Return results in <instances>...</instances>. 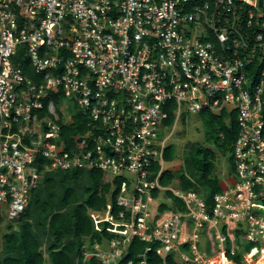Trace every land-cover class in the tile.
I'll use <instances>...</instances> for the list:
<instances>
[{
    "label": "built area",
    "instance_id": "2783aa9c",
    "mask_svg": "<svg viewBox=\"0 0 264 264\" xmlns=\"http://www.w3.org/2000/svg\"><path fill=\"white\" fill-rule=\"evenodd\" d=\"M71 105L88 130L69 147ZM203 111L236 114L239 130L211 205L160 183L170 131ZM45 170L99 171L112 190L122 180L117 213L111 201L89 212L113 237L86 241L75 264H148L149 247L123 263L136 239L163 264H264V0H0L1 218L21 217Z\"/></svg>",
    "mask_w": 264,
    "mask_h": 264
},
{
    "label": "trees",
    "instance_id": "16d2710c",
    "mask_svg": "<svg viewBox=\"0 0 264 264\" xmlns=\"http://www.w3.org/2000/svg\"><path fill=\"white\" fill-rule=\"evenodd\" d=\"M15 62L21 64L24 74L29 79L41 82L42 77L35 73L29 61L24 60L23 52L19 53ZM52 98L58 109L65 103L61 94L52 96ZM48 102L49 100L46 101ZM174 107L175 105L171 103L165 111V126L168 128H173L175 124ZM69 108L74 112L73 124L63 125L62 139L71 147L73 136L85 134L88 130V121L87 116L77 107L71 105ZM198 117L208 128L209 137L206 141L215 146L223 155H230L239 133L236 114L228 117L226 112L216 115L203 111ZM226 120H230L229 125L226 124ZM176 157V146H169L165 151V162L171 164ZM182 159L184 168L177 173L166 170L161 178V185L167 187L178 182L184 190L195 191L203 195L211 205L213 196L221 190V180L216 175V152L202 143H196L189 146ZM229 160L231 163V156ZM37 162L43 170L42 165L46 164L47 160L39 156ZM113 185L118 188L109 199L112 184L105 183L104 175L99 171H42V181L33 191L29 207L21 215L20 221H15L18 226L8 225L2 236L0 264H46L47 262L49 264H75L87 239L98 242L111 239L113 236L107 233L95 232L89 212H101L111 201L117 213L116 199L122 186V180H116ZM157 196L158 193H154V197ZM175 203L181 204L177 199ZM159 209L165 212L169 207L164 204ZM4 222L5 220L0 217V227ZM148 247L150 248L146 256L148 264H163V260L156 255L157 246L149 245L139 239L131 244L123 263L142 261L141 256ZM234 262L240 264L241 257H236ZM95 263L93 261V264ZM167 263L175 264L172 257Z\"/></svg>",
    "mask_w": 264,
    "mask_h": 264
},
{
    "label": "rangeland",
    "instance_id": "374dc122",
    "mask_svg": "<svg viewBox=\"0 0 264 264\" xmlns=\"http://www.w3.org/2000/svg\"><path fill=\"white\" fill-rule=\"evenodd\" d=\"M67 119L68 118L66 116V120ZM183 119H186V121L179 122L175 130L170 131L171 133L173 132V135L171 136L172 139L169 141V143L176 146L177 157L174 162H172L171 164H167L166 168L175 173L179 172L184 168V161L182 159L184 156V152L189 148L190 145L202 143L205 147L211 148L216 152V175L220 178L221 182L226 181L228 179L227 175L229 173H232V165L229 160L230 155H223V153L219 151L215 146L206 141L207 137H209V131L208 128H206V126L204 125L203 120L201 118L199 119L198 115L189 114L187 116H184ZM229 122L230 120H226L227 125H229ZM114 191L115 190L111 191V194L108 196L109 199H111L112 193ZM164 203L170 204V201H167L166 199L164 200ZM8 225H13L14 227L18 226L14 220L10 221L6 219L4 224L0 227V253L3 245L2 236L5 234ZM86 241L88 242L89 239H87ZM207 251L210 252L209 247L207 248ZM78 256H81V254ZM46 264L49 263L47 262Z\"/></svg>",
    "mask_w": 264,
    "mask_h": 264
},
{
    "label": "water",
    "instance_id": "95a60500",
    "mask_svg": "<svg viewBox=\"0 0 264 264\" xmlns=\"http://www.w3.org/2000/svg\"><path fill=\"white\" fill-rule=\"evenodd\" d=\"M21 217L18 219V221H20Z\"/></svg>",
    "mask_w": 264,
    "mask_h": 264
},
{
    "label": "bare ground",
    "instance_id": "6f19581e",
    "mask_svg": "<svg viewBox=\"0 0 264 264\" xmlns=\"http://www.w3.org/2000/svg\"><path fill=\"white\" fill-rule=\"evenodd\" d=\"M261 263H263V262H261Z\"/></svg>",
    "mask_w": 264,
    "mask_h": 264
},
{
    "label": "clouds",
    "instance_id": "9594fccd",
    "mask_svg": "<svg viewBox=\"0 0 264 264\" xmlns=\"http://www.w3.org/2000/svg\"><path fill=\"white\" fill-rule=\"evenodd\" d=\"M18 221V220H17Z\"/></svg>",
    "mask_w": 264,
    "mask_h": 264
}]
</instances>
